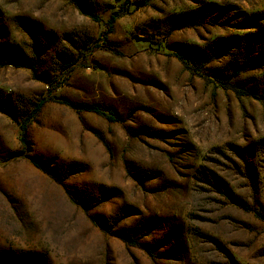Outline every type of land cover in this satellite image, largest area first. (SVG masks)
Returning <instances> with one entry per match:
<instances>
[{
    "label": "rangeland",
    "instance_id": "1",
    "mask_svg": "<svg viewBox=\"0 0 264 264\" xmlns=\"http://www.w3.org/2000/svg\"><path fill=\"white\" fill-rule=\"evenodd\" d=\"M79 1L0 0V264H264V0Z\"/></svg>",
    "mask_w": 264,
    "mask_h": 264
},
{
    "label": "trees",
    "instance_id": "2",
    "mask_svg": "<svg viewBox=\"0 0 264 264\" xmlns=\"http://www.w3.org/2000/svg\"><path fill=\"white\" fill-rule=\"evenodd\" d=\"M73 2H75L82 14H84L85 16L93 19V20H97V17L95 15V13L91 10L88 9L84 6L81 5L79 0H72ZM118 15H113L109 21V27L112 28V26L114 25L115 21L117 20ZM256 28H260V25L258 23H256ZM264 34V33H263ZM234 40H226L225 42L223 40H217L214 43H212V45H210L207 48L206 52H203L204 54L201 55V58H203V62H211L212 60H215L217 58V56H219L220 54L227 55V54H231L233 53L232 51L235 49V47H233L232 45ZM253 42H259L260 44H262L264 41L261 38L260 35H252L251 36V40H249L248 38V44H252ZM256 45V44H255ZM253 45V46H255ZM242 47L244 49L245 52H239V53H234L236 60L235 63L233 64V69L231 71V73L229 75H226V73H221V72H217L215 75H213V78L216 82V84H219L220 87L224 88V89H231L235 92V94L237 96H251L254 98H261L259 97V95L257 94V92H255L253 89H248L246 87L240 86V85H235L232 84L230 81L233 78H237L238 76H240V74L242 72H244L247 68V66L250 63L249 60V55L246 54V45L243 43ZM177 49V58L182 61H184V58H187V54L186 52H184L183 49H180L178 47H176ZM8 64V65H12L14 67L17 68H28V69H32L33 71H35V64L32 63L29 60H21L20 58L17 57V59H10V61H8L7 63L3 62L2 59H0V64ZM263 96L262 98L264 99V83H263ZM48 102L47 99H44L40 102L37 103V105L35 106L34 112L33 114L36 115L41 109L42 107ZM76 109L79 111H91V112H95L96 114H99L103 117H105L108 121L114 122L117 119L114 117V115L111 114H107L103 111H101L99 108L93 107V106H88V105H81L79 107H76ZM29 120H24L21 122L20 124V132H21V136H20V145H21V150L18 152H15L13 154L14 158H26L29 161L32 162V164L34 166H36L37 168H40V165L37 163V161L31 156V143L29 142L28 136H27V132H28V126H29ZM244 149H242V154H244ZM220 186V185H219ZM226 190V189H225ZM226 193V191H225ZM227 194V193H226ZM73 203L75 204H79L81 206H84V204L82 202H77L75 200H72ZM256 217L262 221H264V213L261 211H254ZM91 221L96 224L97 226H99L101 229L105 230V227L103 225V223H101L96 217H90ZM117 236L122 239L124 242H126L127 244H131V245H135L136 242L133 239V237L128 233H117ZM28 255V254H27Z\"/></svg>",
    "mask_w": 264,
    "mask_h": 264
}]
</instances>
